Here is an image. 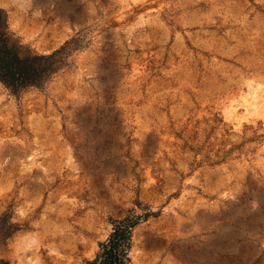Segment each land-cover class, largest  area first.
Returning <instances> with one entry per match:
<instances>
[{"label":"rangeland","instance_id":"obj_1","mask_svg":"<svg viewBox=\"0 0 264 264\" xmlns=\"http://www.w3.org/2000/svg\"><path fill=\"white\" fill-rule=\"evenodd\" d=\"M0 7L35 51L79 38L42 87L0 82V260L80 264L149 210L134 264H264V0Z\"/></svg>","mask_w":264,"mask_h":264},{"label":"trees","instance_id":"obj_2","mask_svg":"<svg viewBox=\"0 0 264 264\" xmlns=\"http://www.w3.org/2000/svg\"><path fill=\"white\" fill-rule=\"evenodd\" d=\"M78 40V35L74 34L50 51H35L9 30L5 11L0 7V82L15 97L28 87H42L52 74L67 63L70 52L78 47ZM148 211L143 214L130 211L119 218L111 217V230L98 241L95 255L85 258L80 264H134L129 256L131 232ZM4 224H7L5 235L19 227L17 223L6 222L2 215L0 225ZM0 262L8 264L6 260Z\"/></svg>","mask_w":264,"mask_h":264}]
</instances>
